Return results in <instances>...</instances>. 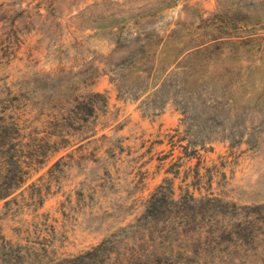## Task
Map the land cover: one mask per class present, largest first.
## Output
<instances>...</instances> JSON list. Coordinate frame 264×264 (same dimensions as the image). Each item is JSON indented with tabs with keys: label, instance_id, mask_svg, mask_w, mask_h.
<instances>
[{
	"label": "rangeland",
	"instance_id": "1",
	"mask_svg": "<svg viewBox=\"0 0 264 264\" xmlns=\"http://www.w3.org/2000/svg\"><path fill=\"white\" fill-rule=\"evenodd\" d=\"M0 28L20 42L0 68L1 107L18 102L11 92L32 86L24 81L44 80L38 88L49 89L94 76L87 89L107 98L97 128L120 147L110 157L92 150L103 148L100 141L72 150L36 212L20 200L0 208V236L15 241L14 232L30 223L43 229L48 250L41 255L71 257L100 244L75 264H120L143 199L164 177L177 193L193 181L198 161L202 193L210 188L229 209L264 202V0H0ZM194 44L197 50L178 55ZM142 54L154 55L156 73L174 71L178 83L139 93L152 61H137L145 72L135 78L129 56ZM52 75L59 81L48 82ZM230 244L198 262L264 264V235L250 248ZM108 250L116 253L106 258Z\"/></svg>",
	"mask_w": 264,
	"mask_h": 264
},
{
	"label": "trees",
	"instance_id": "2",
	"mask_svg": "<svg viewBox=\"0 0 264 264\" xmlns=\"http://www.w3.org/2000/svg\"><path fill=\"white\" fill-rule=\"evenodd\" d=\"M12 26L13 23L8 24V27ZM2 29L0 28V68L15 56L14 52L20 44L17 39L5 37ZM134 32L136 34V30ZM120 33L116 32L117 39L121 38ZM5 45L7 47L3 51ZM198 45L187 46L182 51L180 49L178 55L189 49L197 50ZM146 56L142 54L133 59V56H129L133 61V69H136L135 78L145 72L134 67L136 62L145 59L152 61L148 77L143 84L135 87L139 93L144 94L151 89V94H156L159 90L168 88L172 78L178 83L174 71L166 72L164 68L161 74L156 73L153 70L154 55L150 58H145ZM175 58L173 56L172 62ZM52 76L54 79L47 77L46 80L59 81V76ZM93 78L94 76H73L64 86L54 85L49 89L38 88V83L44 80L33 78L28 81L29 84L23 82L25 85H32L30 88L11 92L18 100L16 104L0 106L1 209L11 210L10 206L16 205L20 200L22 205L29 207L30 213L36 212L50 191L52 181H55V177L51 176L52 172L72 150L84 149L98 141L104 146L101 149V146L94 145L92 150L95 153L100 150L103 155L110 157L115 153L114 147L120 150V147L111 144L110 136L101 132L102 128H97L98 119L107 108V98L102 92L87 89ZM109 81L118 89L116 76L109 75ZM59 151H64V154L55 159L44 173L30 180L46 160ZM82 155L84 154L80 156ZM198 163L194 165L193 181L178 186L177 193L173 178L164 177L143 199V209L131 225L135 230L125 237L128 244L122 246L118 263L200 264L198 259L208 257L206 254L217 258L215 253L220 251L221 245L224 249L228 243L247 245L250 248L259 235H264V202L227 208L225 201L213 194L210 188H204V192H201ZM179 165L171 171L173 177L179 173ZM165 172L170 171L166 168ZM44 176H48L47 179ZM29 225L30 223H25L19 226V230L14 232L15 241L0 236V264H75L83 259L84 254L91 255L100 249V244H96L76 256H50L46 252L41 255L39 251L48 250L47 245L42 242L43 229L37 225ZM114 253V250H108L106 258Z\"/></svg>",
	"mask_w": 264,
	"mask_h": 264
}]
</instances>
